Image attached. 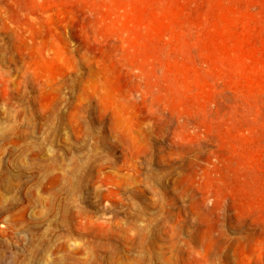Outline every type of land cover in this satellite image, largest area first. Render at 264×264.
<instances>
[{
  "label": "rangeland",
  "instance_id": "obj_1",
  "mask_svg": "<svg viewBox=\"0 0 264 264\" xmlns=\"http://www.w3.org/2000/svg\"><path fill=\"white\" fill-rule=\"evenodd\" d=\"M0 264H264V0H0Z\"/></svg>",
  "mask_w": 264,
  "mask_h": 264
},
{
  "label": "bare ground",
  "instance_id": "obj_2",
  "mask_svg": "<svg viewBox=\"0 0 264 264\" xmlns=\"http://www.w3.org/2000/svg\"><path fill=\"white\" fill-rule=\"evenodd\" d=\"M56 119H57V118H56ZM54 121H55V120H54ZM82 162H84V161H82ZM82 164H84V163H82ZM84 165H85V164H84ZM86 165H87V164H86ZM87 166H88V165H87ZM83 167H84V166H83ZM80 168H82V167H80ZM86 170H87V169H86ZM89 170H90V169H89ZM87 174H88V173H87ZM78 175H79V174H78ZM83 175H84V174H83ZM80 182H82V181H80ZM70 183H71V182H70ZM73 183H75V182H73ZM82 183H83V182H82ZM66 185H67V184H66ZM69 185H70V184H69ZM78 185H79V184H78ZM81 185H82V184H81ZM73 187H74V186H73ZM80 187H81V186H80ZM80 187H79V188H80ZM8 205H9V204H8ZM65 209H66V208H65ZM156 222H157V221H156ZM149 223H150V222H149ZM132 224H133V223H132ZM147 224H148V223H147ZM147 224H146V225H147ZM150 224H151V223H150ZM152 224H153V223H152ZM152 224H151V225H152ZM151 225H150V227H151ZM140 226H141V225H140ZM144 226H145V225H144ZM144 226H143V228H144ZM156 226H157V224H156ZM156 226H155V227H156ZM133 227H134V226H133ZM135 227H136V226H135ZM135 227L132 228V229H135ZM137 227H139V225H138ZM161 227H162V226H161ZM141 228H142V227H141ZM147 229H148V228H147ZM155 229H156V228H155ZM157 229H158V228H157ZM137 230H138V229H137ZM139 231H140V230H139ZM142 231H143V229H142ZM146 231H147V230H146ZM149 231H150V230H149ZM154 231H155V230H154ZM157 231H158V230H157ZM144 233H145V232H144ZM149 234H150V233H149ZM150 235H151V234H150ZM150 235H149V236H150ZM138 241H139V240H138ZM137 243H138V242H137ZM138 244H139V243H138ZM137 246H138V245H137ZM91 247H92V246H91ZM95 252H96V250H95ZM150 255H151V254H150ZM98 256H99V255H98ZM146 256H147V255H146ZM143 258H144V257H143ZM151 259H152V256H151ZM102 260H103V258H102ZM141 260H142V258H141ZM142 261H143V260H142ZM142 261H141V262H142ZM149 261H150V260H149ZM147 263H148V262H147ZM150 263H151V262H150Z\"/></svg>",
  "mask_w": 264,
  "mask_h": 264
}]
</instances>
